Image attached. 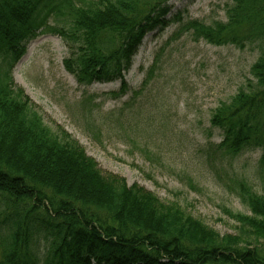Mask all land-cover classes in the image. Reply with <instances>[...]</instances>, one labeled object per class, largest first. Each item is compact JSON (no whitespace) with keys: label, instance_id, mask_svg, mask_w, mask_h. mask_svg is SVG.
<instances>
[{"label":"trees","instance_id":"obj_1","mask_svg":"<svg viewBox=\"0 0 264 264\" xmlns=\"http://www.w3.org/2000/svg\"><path fill=\"white\" fill-rule=\"evenodd\" d=\"M168 1L0 0V59L16 61L49 33L68 45L64 66L80 85L119 80L124 88L142 39L168 24ZM180 32L257 53L209 118L221 136L215 155L259 152L260 191L229 180L247 211L224 208L236 233L220 235L179 203L103 173L70 135L44 125L0 61V264H264V0H231L224 21H188Z\"/></svg>","mask_w":264,"mask_h":264},{"label":"rangeland","instance_id":"obj_2","mask_svg":"<svg viewBox=\"0 0 264 264\" xmlns=\"http://www.w3.org/2000/svg\"><path fill=\"white\" fill-rule=\"evenodd\" d=\"M230 3L168 1V24L142 39L124 72V88L119 80L80 85L64 66L71 58L68 45L49 33L29 41L16 61H0L44 125L70 135L103 173L179 203L220 235H234L237 224L224 208L247 211L229 180L244 178L260 191L259 152H243L233 161L215 155L221 136L209 118L244 83L257 53L180 32L188 21H224ZM45 247L38 243L39 257Z\"/></svg>","mask_w":264,"mask_h":264}]
</instances>
